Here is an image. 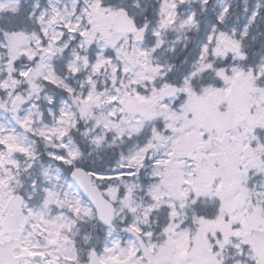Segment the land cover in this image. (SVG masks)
Returning <instances> with one entry per match:
<instances>
[{
    "label": "snow or ice",
    "instance_id": "snow-or-ice-1",
    "mask_svg": "<svg viewBox=\"0 0 264 264\" xmlns=\"http://www.w3.org/2000/svg\"><path fill=\"white\" fill-rule=\"evenodd\" d=\"M0 264H264V0H0Z\"/></svg>",
    "mask_w": 264,
    "mask_h": 264
}]
</instances>
